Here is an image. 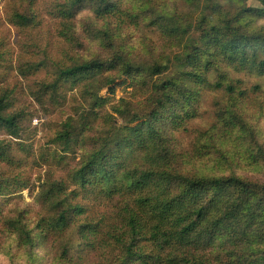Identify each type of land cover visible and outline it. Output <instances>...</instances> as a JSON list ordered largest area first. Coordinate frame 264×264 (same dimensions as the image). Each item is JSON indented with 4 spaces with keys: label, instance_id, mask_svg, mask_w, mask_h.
<instances>
[{
    "label": "rangeland",
    "instance_id": "obj_1",
    "mask_svg": "<svg viewBox=\"0 0 264 264\" xmlns=\"http://www.w3.org/2000/svg\"><path fill=\"white\" fill-rule=\"evenodd\" d=\"M62 1L0 0V94H8L6 114L19 115L16 136L0 127L6 151L0 160V264L119 263L115 237L123 231L125 187L98 179L93 188L81 186L74 174L89 153L124 132L114 107L124 101L150 113L161 95L158 87L171 79L195 94L188 108L196 117L172 132L181 172L234 173L264 183L263 158L257 157L258 147L264 152V74L235 67L216 54L206 84L182 77L192 69L186 62L192 45L201 49L198 35L203 29L229 23L244 33L264 34V16L241 14L243 7L264 6L255 0H110L112 7L102 16L94 2L85 1L73 11L71 35L63 36L56 17ZM16 14L36 18L32 25H22ZM257 57L264 60V50ZM117 58L140 72L126 76L117 64L115 70L88 79L57 80L60 68ZM151 68L159 74L150 75ZM219 70L227 81L239 82L247 96L215 90ZM108 79L114 83L103 86ZM235 115L244 126H235ZM228 122L233 127L226 133ZM67 123L72 124L69 148L57 140ZM124 156L128 172L144 165L136 153L126 151ZM58 200L64 202L60 208L55 206ZM75 206L82 207V214L72 211ZM69 207L67 227L51 230L60 209ZM19 228L29 231L31 243L21 240Z\"/></svg>",
    "mask_w": 264,
    "mask_h": 264
},
{
    "label": "trees",
    "instance_id": "obj_2",
    "mask_svg": "<svg viewBox=\"0 0 264 264\" xmlns=\"http://www.w3.org/2000/svg\"><path fill=\"white\" fill-rule=\"evenodd\" d=\"M85 1L94 2L97 14L102 16L113 4L110 0H63L56 11L61 20V35H71L73 11ZM255 1L264 6V0ZM241 14L262 18L264 9L243 7ZM35 18L36 15L30 14L15 15L22 25H32ZM242 29L229 23L203 29L198 35L201 49L194 43L187 53L186 62L192 69L182 74L184 80L206 84L216 54L235 67L256 69L264 74V60H256L257 54L264 50V34L244 33ZM117 64L126 76L140 72L122 58L108 63L95 59L60 68L57 80L88 79L102 71L115 70ZM157 72V68L149 70L150 75ZM112 83L114 79H108L103 86ZM162 84L158 87L161 95L154 99L156 106L150 113L144 114L140 107L124 101L112 109L121 119L124 132L89 153L74 174L81 186L93 188V180L98 179L103 184L125 187L127 203L120 217L123 231L115 237L121 249L118 264H264V183L234 173L191 176L181 172L180 153L174 147L172 132L181 128L185 119L196 117V112L188 108L195 94L176 79ZM239 84L227 81L226 73L219 70L213 88L229 96L246 97L247 90ZM8 104V94H0V127L14 137L18 133L19 115L6 114ZM235 118V126H244L237 115ZM231 127L233 124L228 122L224 132L228 133L227 128ZM71 129L72 124L67 123L57 137L67 148ZM258 148L257 157L264 162V152ZM126 151L142 156L144 165L128 172L124 166ZM5 152L0 144V160ZM254 157L250 158L256 164ZM63 203L58 200L55 206L60 208ZM70 208L60 209L51 230L62 231L67 227ZM72 211L83 212L78 206ZM18 235L23 242H32L27 229L19 228Z\"/></svg>",
    "mask_w": 264,
    "mask_h": 264
}]
</instances>
